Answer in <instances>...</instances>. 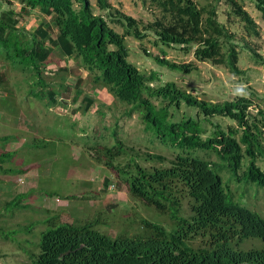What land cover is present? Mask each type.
Masks as SVG:
<instances>
[{
    "label": "trees",
    "instance_id": "1",
    "mask_svg": "<svg viewBox=\"0 0 264 264\" xmlns=\"http://www.w3.org/2000/svg\"><path fill=\"white\" fill-rule=\"evenodd\" d=\"M14 1L21 5L19 13L13 7L2 9L1 2L12 5ZM76 1L79 8L74 0H0V54L33 74L30 93L49 107L68 102L60 91L63 86L49 85L43 77L49 57L57 50L90 74L92 87L106 89L115 101L125 105L122 114L132 117L138 113L149 139H158L171 148L175 158L168 167L149 168L139 159L165 162V156L133 154L134 148L116 140L112 146L101 147L104 164L125 175L133 197L170 214L174 225L168 230L144 219L141 232L111 236L96 229V222L78 225L53 217L47 220L49 228L42 233L39 252L31 255L30 264H264V217L243 206V196L235 199L229 194L218 173L226 169L228 172H223L236 182L252 185L257 193L264 189V172L256 163L260 132L257 117L250 113L253 100L239 96L210 102L175 82L154 86L158 73H144L129 61L127 37L143 41L152 34L156 47H178L189 53L196 46L198 62L227 64L233 73H242L233 36L218 21L216 7H200L194 0H153L162 18L143 23L108 0H97L106 16L95 15L89 0ZM226 1L246 30L258 36L256 23L243 5L237 0ZM252 1L264 19V0ZM34 10L50 17L49 23H40L34 32L19 28L18 16ZM111 24L122 28L123 33ZM54 28L57 32L53 38ZM165 56L162 51L156 62L186 74L196 70L192 63L177 64ZM254 56L264 63L259 54ZM84 102L81 110L87 113L95 100L86 95ZM182 106L195 110V114L185 112L177 119ZM214 117H226L237 126L224 128L212 121ZM207 124L212 125L209 133ZM239 132L240 140L236 138ZM211 153L217 162L207 158ZM12 155L1 154L0 160ZM125 155L129 156L127 162L118 161ZM245 155L249 161L242 171ZM184 202L190 213L187 217L180 214ZM195 239L203 244L191 246L189 242Z\"/></svg>",
    "mask_w": 264,
    "mask_h": 264
},
{
    "label": "rangeland",
    "instance_id": "2",
    "mask_svg": "<svg viewBox=\"0 0 264 264\" xmlns=\"http://www.w3.org/2000/svg\"><path fill=\"white\" fill-rule=\"evenodd\" d=\"M108 1L143 23L162 18L153 0ZM194 1L200 7H216L218 21L233 36L242 73H233L227 64L198 62L194 57L196 46H192L189 53L178 47H156L152 34L143 41L127 37L129 61L144 73L157 72L159 81L154 82V86L175 82L180 88L210 102L229 101L239 96L251 98L250 113L257 117L260 132L256 163L264 172V63H259L254 56L256 52L264 58V19L252 0H237L254 19L257 36L246 30L244 22L233 14L226 0ZM74 2L79 8V3ZM89 2L95 15L106 16V12L99 9L97 0ZM1 6L2 9L13 7L17 13L21 8L17 1L12 5L1 2ZM49 19L39 10L30 11L18 16V27L34 32L40 23H49ZM111 26L123 33L122 28L115 24ZM56 32V28L51 30L53 38ZM162 51L166 52L167 60L177 64L192 63L196 70L186 74L159 65L155 57L162 55ZM43 77L49 85L63 86L60 91L68 101L65 106L49 107L45 101L33 96L30 93V84L35 80L33 74L0 54V155L13 154L0 160V264H30L31 255L39 252L42 233L49 228L47 220L53 217L78 225L96 222V229L111 236L141 232L144 219L170 230L174 225L170 214H162L133 197L125 175L104 164L101 147L112 146L116 140H121L135 149L133 154L165 156V162L139 159L149 168L168 167L176 152L163 146L158 139H149L150 134L144 130L138 113L132 117L122 114L125 105L115 101L106 89L92 87L90 74L57 50L49 57ZM86 95L95 100L87 113L81 110ZM260 111H263L262 115ZM185 112L195 114V110L182 106L177 119ZM212 121L224 128L237 126L226 117H214ZM211 129L212 125L207 124L208 133ZM114 130L116 135H113ZM240 137L241 132L236 135L238 140ZM243 148L245 150V146ZM128 158L125 155L118 161L124 163ZM207 158L218 161L214 153ZM248 161L249 157L245 155L242 171ZM223 171L218 173L229 194L232 193L235 199L243 196L245 204L237 202L264 217V189L260 188L257 193L252 185L236 182L228 171ZM180 214L185 217L190 214L187 202L182 204ZM189 243L193 247L203 244L201 239Z\"/></svg>",
    "mask_w": 264,
    "mask_h": 264
}]
</instances>
